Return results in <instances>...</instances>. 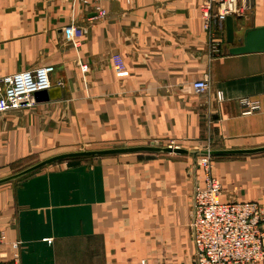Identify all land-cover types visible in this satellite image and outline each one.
Instances as JSON below:
<instances>
[{"label": "crops", "instance_id": "1", "mask_svg": "<svg viewBox=\"0 0 264 264\" xmlns=\"http://www.w3.org/2000/svg\"><path fill=\"white\" fill-rule=\"evenodd\" d=\"M199 3L101 0L100 17L73 0H0V78L52 66L51 88H60L55 101L32 97L31 108L0 113V179L86 150L263 147L264 52L230 55L224 26L212 25V53ZM254 3L234 18V47L264 27V0ZM203 79L209 89L196 94ZM244 99L259 109L243 114ZM213 175L222 203L262 207L264 229V154L215 157ZM203 187L190 156L59 162L0 186V233L19 242L20 264H194L190 212Z\"/></svg>", "mask_w": 264, "mask_h": 264}, {"label": "built area", "instance_id": "2", "mask_svg": "<svg viewBox=\"0 0 264 264\" xmlns=\"http://www.w3.org/2000/svg\"><path fill=\"white\" fill-rule=\"evenodd\" d=\"M75 4L91 8L97 16L104 17L100 7L101 0H73ZM254 0H200L199 13L203 28L209 32L213 25L223 29L227 17H243L254 9ZM74 39L83 35L81 28L70 27ZM217 40L209 35V49L216 52ZM117 72L124 71L119 56L113 57ZM52 66L38 67L0 78V113L22 108H31L35 93L51 89ZM87 71V66L82 67ZM193 91L202 95L207 93V79L192 84ZM249 115L259 109L256 103L242 100ZM213 157H198L204 187L196 189L192 196L190 212V238L194 245V264H259L264 261V229L262 228L263 210L256 202L220 201L221 185L213 175ZM8 247L11 252H6ZM19 242L9 243L0 233V264H20ZM144 264V262H142Z\"/></svg>", "mask_w": 264, "mask_h": 264}, {"label": "water", "instance_id": "3", "mask_svg": "<svg viewBox=\"0 0 264 264\" xmlns=\"http://www.w3.org/2000/svg\"><path fill=\"white\" fill-rule=\"evenodd\" d=\"M225 30V42L232 46L229 49L230 55H242L249 53H261L264 52V27L254 28L251 27L243 32L241 38L237 39L238 47H234L235 34H234V19L227 17L224 22ZM36 102H48L55 101L60 98V88L55 87L47 91L35 93L33 95ZM127 154H157V155H178V156H190L194 159L198 157H231V156H252L264 154V146L251 148V149H221V150H189L177 146H160L157 143H151L146 146H131V147H119L100 150H86L71 152L53 156L44 161H41L27 169L20 171L14 175L1 178L0 186L16 183L29 175L55 163L65 162L74 159H87V158H99L105 156H119Z\"/></svg>", "mask_w": 264, "mask_h": 264}, {"label": "rangeland", "instance_id": "4", "mask_svg": "<svg viewBox=\"0 0 264 264\" xmlns=\"http://www.w3.org/2000/svg\"><path fill=\"white\" fill-rule=\"evenodd\" d=\"M168 146H171V145H168Z\"/></svg>", "mask_w": 264, "mask_h": 264}]
</instances>
